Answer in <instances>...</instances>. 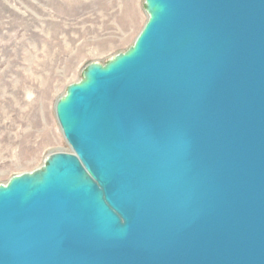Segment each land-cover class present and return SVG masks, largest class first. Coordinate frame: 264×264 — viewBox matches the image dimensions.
Here are the masks:
<instances>
[{
    "label": "water",
    "instance_id": "95a60500",
    "mask_svg": "<svg viewBox=\"0 0 264 264\" xmlns=\"http://www.w3.org/2000/svg\"><path fill=\"white\" fill-rule=\"evenodd\" d=\"M56 102L71 151L0 184V264H264V0H145Z\"/></svg>",
    "mask_w": 264,
    "mask_h": 264
},
{
    "label": "rangeland",
    "instance_id": "374dc122",
    "mask_svg": "<svg viewBox=\"0 0 264 264\" xmlns=\"http://www.w3.org/2000/svg\"><path fill=\"white\" fill-rule=\"evenodd\" d=\"M145 0H0V184L71 151L56 102L87 65L126 51Z\"/></svg>",
    "mask_w": 264,
    "mask_h": 264
}]
</instances>
